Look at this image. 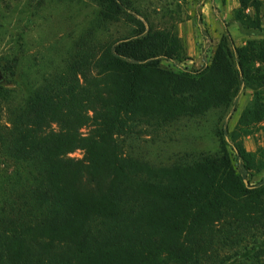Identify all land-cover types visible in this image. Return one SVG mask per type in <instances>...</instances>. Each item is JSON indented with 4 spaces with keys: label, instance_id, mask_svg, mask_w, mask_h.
Instances as JSON below:
<instances>
[{
    "label": "trees",
    "instance_id": "1",
    "mask_svg": "<svg viewBox=\"0 0 264 264\" xmlns=\"http://www.w3.org/2000/svg\"><path fill=\"white\" fill-rule=\"evenodd\" d=\"M100 1L123 9L122 0ZM232 46L223 36L210 64L174 68L162 61L182 56L179 37L134 31L91 58L75 52L26 107L8 109L0 156L18 169L0 168V264H264V242L247 247L264 236V181L246 185L236 164L250 170L255 154L238 147L233 159L222 134L218 155L155 166L120 145L130 134L228 109L249 71L236 49L240 73ZM8 92L0 85V99ZM262 97L254 93L233 140L264 119ZM55 122L58 131H44ZM76 149L82 160L66 158Z\"/></svg>",
    "mask_w": 264,
    "mask_h": 264
},
{
    "label": "rangeland",
    "instance_id": "2",
    "mask_svg": "<svg viewBox=\"0 0 264 264\" xmlns=\"http://www.w3.org/2000/svg\"><path fill=\"white\" fill-rule=\"evenodd\" d=\"M259 1L255 9L242 8L239 0H122L123 9L118 10L105 7L100 0H0V68L4 76L0 85L9 91L0 99V124L8 123V109L26 107L29 97L50 76L65 72L75 52L91 58L98 48L134 31H168L180 38L184 51L178 60H163L162 64L197 70L211 63L226 36L233 43L241 74L236 49L246 58L249 70L232 105L147 129L148 135L138 132L121 137L120 145L124 154L160 166L183 154L218 155L223 134L233 159L238 147L255 154V166L250 170L240 160L236 164L245 184L257 185L264 181V119L251 124L249 135H236L233 140V132L255 92L262 93L264 102V0ZM104 12L113 18H105ZM59 128L55 122L44 131ZM81 132L86 134L88 129ZM66 158L82 160L84 152L76 149ZM0 168L14 173L18 166L0 156ZM263 242L261 236L247 247L256 249Z\"/></svg>",
    "mask_w": 264,
    "mask_h": 264
},
{
    "label": "water",
    "instance_id": "3",
    "mask_svg": "<svg viewBox=\"0 0 264 264\" xmlns=\"http://www.w3.org/2000/svg\"><path fill=\"white\" fill-rule=\"evenodd\" d=\"M3 79H4L3 72H2V70L0 68V83L3 81Z\"/></svg>",
    "mask_w": 264,
    "mask_h": 264
}]
</instances>
